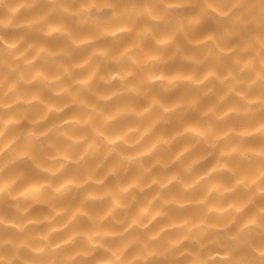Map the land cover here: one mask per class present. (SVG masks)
<instances>
[{
	"label": "clouds",
	"instance_id": "9594fccd",
	"mask_svg": "<svg viewBox=\"0 0 264 264\" xmlns=\"http://www.w3.org/2000/svg\"><path fill=\"white\" fill-rule=\"evenodd\" d=\"M0 264H264V0H0Z\"/></svg>",
	"mask_w": 264,
	"mask_h": 264
}]
</instances>
